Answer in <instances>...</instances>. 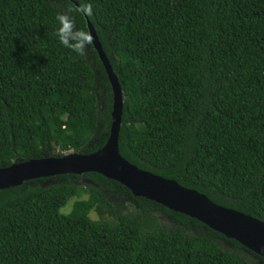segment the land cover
I'll list each match as a JSON object with an SVG mask.
<instances>
[{
  "label": "trees",
  "instance_id": "1",
  "mask_svg": "<svg viewBox=\"0 0 264 264\" xmlns=\"http://www.w3.org/2000/svg\"><path fill=\"white\" fill-rule=\"evenodd\" d=\"M74 1L92 6L85 16L120 85V156L264 222V0ZM70 7L0 0V167L105 142L112 95L96 83L110 90L104 68L92 46L79 56L55 35ZM71 16L87 31L82 13ZM48 179L0 190V264L261 260L98 173Z\"/></svg>",
  "mask_w": 264,
  "mask_h": 264
},
{
  "label": "water",
  "instance_id": "2",
  "mask_svg": "<svg viewBox=\"0 0 264 264\" xmlns=\"http://www.w3.org/2000/svg\"><path fill=\"white\" fill-rule=\"evenodd\" d=\"M70 1L78 7L74 0ZM83 16L87 32L93 36L91 46L104 68L112 95L110 123L105 142L100 148L87 154L70 151L60 156L18 160L8 166L0 167V190L35 178L95 172L123 185L134 196L144 197L198 220L225 237L234 239L264 261L263 221L217 205L203 194L184 188L174 180L141 170L120 156L117 149V135L120 126L122 92L117 75L101 48L94 27L84 14Z\"/></svg>",
  "mask_w": 264,
  "mask_h": 264
},
{
  "label": "clouds",
  "instance_id": "3",
  "mask_svg": "<svg viewBox=\"0 0 264 264\" xmlns=\"http://www.w3.org/2000/svg\"><path fill=\"white\" fill-rule=\"evenodd\" d=\"M73 11H78L84 15L91 16L92 6L90 4L81 5L77 9L70 7L66 12L58 14L56 19L59 27L56 29L55 35L58 37L61 45L70 49L79 56H84L86 55V49L93 44V36L90 32L76 28L75 22L71 16ZM46 179V182L49 181L48 178ZM45 184L47 183H44L43 185Z\"/></svg>",
  "mask_w": 264,
  "mask_h": 264
},
{
  "label": "rangeland",
  "instance_id": "4",
  "mask_svg": "<svg viewBox=\"0 0 264 264\" xmlns=\"http://www.w3.org/2000/svg\"><path fill=\"white\" fill-rule=\"evenodd\" d=\"M86 54L87 55H89V49L87 48L86 49ZM96 83H97V88L99 89V90H101L102 91V93H104V91L105 92H107V93H110V90L109 89H107L106 87H103L102 86V84L101 83H99L97 80H96ZM101 93V94H102ZM100 98H99V100H100V104L102 105V103H103V98L101 97V96H99ZM53 180L52 179H49V181H47V182H45V183H51ZM78 181H84L83 179H79ZM86 195H82L80 198H83V197H85ZM74 197L73 198H70L68 201H67V204H65L63 207H61L60 208V212H67V211H69V209H70V207H71V204H72V202L74 201ZM91 215L93 216V218H94V215L95 214H93V213H91ZM241 254L243 253V252H240ZM247 254L245 253V256H246ZM248 259L250 260V259H252V257L250 256V257H248ZM259 264H263V262L260 260L259 261Z\"/></svg>",
  "mask_w": 264,
  "mask_h": 264
},
{
  "label": "bare ground",
  "instance_id": "5",
  "mask_svg": "<svg viewBox=\"0 0 264 264\" xmlns=\"http://www.w3.org/2000/svg\"><path fill=\"white\" fill-rule=\"evenodd\" d=\"M69 153V152H68ZM69 158H71V157H69ZM31 164V163H30Z\"/></svg>",
  "mask_w": 264,
  "mask_h": 264
}]
</instances>
